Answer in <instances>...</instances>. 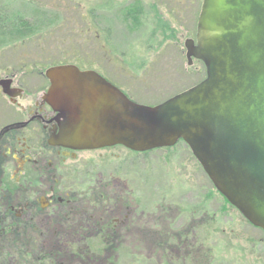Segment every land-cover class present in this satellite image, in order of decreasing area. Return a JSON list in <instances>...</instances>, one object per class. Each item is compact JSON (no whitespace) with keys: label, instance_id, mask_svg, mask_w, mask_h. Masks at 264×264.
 <instances>
[{"label":"rangeland","instance_id":"374dc122","mask_svg":"<svg viewBox=\"0 0 264 264\" xmlns=\"http://www.w3.org/2000/svg\"><path fill=\"white\" fill-rule=\"evenodd\" d=\"M197 2L202 0H0L1 8L28 19L35 17L32 7L46 11L39 33L24 31L15 43L0 46V72L37 73L55 64H75L102 73L138 104H160L205 77L201 61L187 64L184 47L185 39L195 38ZM87 25L92 33L84 35ZM40 33L47 37L39 40ZM76 163L83 169L77 189L89 191L108 182L110 190L132 203L134 211L124 212L128 219L149 215L151 229L173 233L198 222L201 239L208 238L205 245L212 249L209 264H264V234L216 190L185 142L147 154L121 146L83 151ZM168 213L173 220H166ZM156 215L161 226L155 227ZM36 220L48 229L47 215ZM149 234L154 243L163 237L160 230ZM136 249L117 263H177L175 246L167 255L153 253L151 260Z\"/></svg>","mask_w":264,"mask_h":264},{"label":"water","instance_id":"95a60500","mask_svg":"<svg viewBox=\"0 0 264 264\" xmlns=\"http://www.w3.org/2000/svg\"><path fill=\"white\" fill-rule=\"evenodd\" d=\"M184 44L206 77L152 106L95 70L47 68L44 99L64 119L57 142L143 153L183 140L216 190L264 231V0H202L196 43Z\"/></svg>","mask_w":264,"mask_h":264},{"label":"flooded vegetation","instance_id":"af4514ba","mask_svg":"<svg viewBox=\"0 0 264 264\" xmlns=\"http://www.w3.org/2000/svg\"><path fill=\"white\" fill-rule=\"evenodd\" d=\"M195 5L199 10V2ZM194 60L200 61L192 58ZM49 86L50 82L42 71L0 72V219L6 216L1 213L2 207L9 206L14 218L29 216L33 219L47 215L48 222L53 221L55 225L53 231L60 232L62 229L57 227L56 215L65 209L73 210L76 205L81 208L78 199L83 196V190L77 189L76 179L83 169L76 161L83 150L57 142L64 119L44 99ZM148 216L145 215L143 248L148 252L147 260H151L155 249L149 234L153 230L150 228L152 221ZM173 219L168 213L166 220ZM211 222L208 221L210 226ZM198 225L193 222L190 228L175 233L161 230L163 239L159 245L168 251H173L175 246L176 264L211 263L212 249L205 245L208 238L201 239ZM138 244L135 242L132 246L134 251L141 247ZM173 260L168 259L170 263H174Z\"/></svg>","mask_w":264,"mask_h":264},{"label":"trees","instance_id":"16d2710c","mask_svg":"<svg viewBox=\"0 0 264 264\" xmlns=\"http://www.w3.org/2000/svg\"><path fill=\"white\" fill-rule=\"evenodd\" d=\"M109 7L107 4L103 8ZM32 9L36 10L35 17L28 19L22 12L0 7V46L15 43L16 36L24 37V33H30L34 28L40 32L46 11L38 7ZM30 22L34 24L30 25ZM84 28V35L92 33L89 25ZM39 36L41 40L47 33ZM107 183L83 190V196L78 199L80 209L76 205L73 210L65 209L56 215L60 232L53 231L56 229L53 221L47 222L48 229L44 230L36 222V216L33 219L29 216L14 218L9 206H3L1 213L6 216L0 219V264H120L117 262L123 253L127 256L131 251L132 255L135 242L147 254L143 248L147 217L126 218L124 212L134 211L132 203L123 201L124 195L110 190ZM152 219L155 227L162 225L160 216ZM133 229H138L139 233L134 234ZM157 229L153 230L161 231ZM157 238L160 237L157 235ZM159 244L160 241L153 244V253L158 251L167 255V249ZM200 252L202 254V250Z\"/></svg>","mask_w":264,"mask_h":264}]
</instances>
